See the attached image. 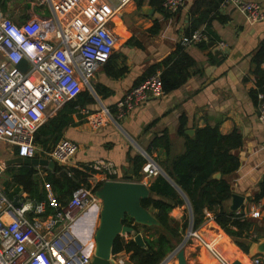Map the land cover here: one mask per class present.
<instances>
[{"label":"crops","instance_id":"crops-1","mask_svg":"<svg viewBox=\"0 0 264 264\" xmlns=\"http://www.w3.org/2000/svg\"><path fill=\"white\" fill-rule=\"evenodd\" d=\"M193 1L187 0L182 9L169 15L155 10L147 1L140 9H137L134 0H130L122 8L116 20V30L120 36H124L126 32L122 26L129 28L130 35L136 33L138 40L134 38L132 44L118 51L114 50L111 63L103 64L95 71L91 80L92 86L93 89L94 86H99L101 91L98 94L94 90L97 97L89 92L95 102L81 106L73 115V124L65 128L63 137L75 141L78 150L71 161L62 166L83 169L93 161L103 159L111 162L115 168L114 180L142 182L149 189L150 182L157 175L144 178L142 173L140 180L133 179L131 158L137 154L142 155V151H146L154 136L164 131L170 137L171 157L181 153L184 139L178 134L180 116L186 117L187 129L194 130L197 126L211 125L218 126L222 133H229L237 128L242 134V146L235 150L240 166L232 173L224 175L230 185L231 194L222 206L228 211H235L234 206L239 204L237 209L254 220L253 226L245 235L233 237L227 234L215 220V208L214 211L204 208V219L194 227L191 205L183 191L168 175L169 179L165 177L185 199L184 204L174 205L168 212V226L173 228L177 235L161 224L155 216L156 209L151 207L144 208L156 222L142 223L126 216L123 224L131 229L118 235L125 241L132 239L137 243L135 236L140 234L143 243L139 245H144L148 240H157L160 234L165 235L174 244V248L158 264H178L173 251L184 241L186 264H218L212 250L222 255L230 264L235 260L241 264H252V258L257 256L264 261V252L258 250V245L264 241V196L258 201L254 200L264 181V134L250 93L256 86L251 56L264 39V20L250 23L234 6H221L220 14L224 19L212 21L211 29L214 35L206 41L207 44L203 45L202 42L205 41H202L184 46L195 59L196 65L190 69V75L181 87L166 94L152 96L129 110L117 122L112 121L98 129H93L86 117L87 111L97 109L100 103L114 110L113 105L117 99L132 87L152 64L160 62L175 50L184 34L188 10ZM258 1L264 12V0ZM37 2L38 0H15L21 14L14 18L15 15L4 13L15 21L45 15L46 11L41 12L38 9L41 4ZM151 8H154L152 13L149 12ZM155 20L160 23V28L157 33H151L149 28ZM220 42L224 45H220ZM111 64L116 70L124 68V72L114 76L110 73ZM261 66L264 67V63ZM50 110L49 117L57 112L52 108ZM9 149L12 153L2 157L4 162L17 154L15 147L9 146ZM155 156L162 159L164 154L158 149L153 151L151 158ZM159 167L162 169L160 165ZM97 176L93 175L89 180L96 183ZM46 187L50 191L49 186ZM49 193L54 197L52 192ZM20 197L21 200L30 199L24 191ZM100 210V203L92 205L79 215L72 228L76 242H81L85 252L91 255L96 248L94 232L100 222ZM218 210L219 207L216 208V211ZM251 211L255 212V215H251ZM186 220L188 224L184 228ZM189 230L195 231L196 234H191ZM238 242L244 243L246 250L242 249ZM118 254L125 258L126 264H135L129 252L122 251Z\"/></svg>","mask_w":264,"mask_h":264},{"label":"built area","instance_id":"built-area-1","mask_svg":"<svg viewBox=\"0 0 264 264\" xmlns=\"http://www.w3.org/2000/svg\"><path fill=\"white\" fill-rule=\"evenodd\" d=\"M130 0H43L46 14L19 21L0 10V140L15 147L21 157H46L66 165L78 150V144L61 138L52 149L42 151L34 143L38 128L53 111L77 97L84 89L92 92V77L115 50L118 33L116 20ZM187 0H164L163 8L174 13ZM244 14L250 23L264 20L258 0H223ZM209 40L205 27L183 34L180 43L198 44ZM220 45H224L220 42ZM25 60L26 69L18 64ZM93 93V92H92ZM164 94L160 70L130 87L111 107L100 103L87 111L93 129L117 122L129 110L154 95ZM257 118L264 134V94L259 92ZM264 148V142H263ZM43 153H40V152ZM148 155V154H147ZM144 156V155H143ZM142 167L144 178L161 172L150 155ZM0 161V175L6 168ZM95 170L96 182L114 180L115 168L103 159L88 166ZM41 173V172H40ZM91 181V180H89ZM54 212L45 216L46 203L33 198L14 205L0 185V264H89L92 255L85 252L73 236V224L79 215L97 203L93 187L76 189L65 205L49 194ZM240 212V210H237ZM246 215V214H245ZM251 215L255 212L251 211ZM193 235L195 231L189 230ZM218 264H230L212 250ZM112 264H126L125 258L111 254ZM252 264H264L261 257Z\"/></svg>","mask_w":264,"mask_h":264},{"label":"trees","instance_id":"trees-1","mask_svg":"<svg viewBox=\"0 0 264 264\" xmlns=\"http://www.w3.org/2000/svg\"><path fill=\"white\" fill-rule=\"evenodd\" d=\"M9 0H0V7L3 12L7 9ZM137 9H140L147 1L155 10L166 15L171 14L163 8L164 0H134ZM223 0H194L188 10V21L184 34L205 27L211 39L213 30L212 21L219 19L222 21L220 7ZM175 13V12H174ZM27 18V17H26ZM160 23L155 20L149 28L151 33H157ZM206 45L207 42H202ZM251 61L253 64V75L255 78V88L251 90V97L256 105L259 92L264 94V39L252 52ZM111 63V57L104 64ZM196 65L195 59L185 50L181 43H177L173 52L163 58L160 62L152 64L145 73L136 81L141 82L157 70H160V79L164 94L181 87L190 75V69ZM110 73L118 76L124 72V68L115 69L111 64ZM134 84V85H135ZM94 90L99 94V86H94ZM93 96L87 89L82 90L76 98L67 101L57 112L48 117L38 128L34 136V143L42 151H49L63 138L65 128L73 124L74 113L78 112L81 106L94 103ZM186 117L180 116L178 134L184 139L183 151L173 157L170 155L171 141L168 133L164 131L157 134L151 140L146 149L148 155L152 157L154 150H162V159H153L162 167L171 180L183 191L188 199L193 213V226H197L203 219V209L214 211L217 224L224 231L233 237H241L247 233L254 224V220L245 215L242 211H228L223 209V202L231 194L230 185L224 175L232 173L240 166V160L235 150L242 146V134L237 128L229 133H222L218 126L204 125L194 128V133L186 132ZM40 153H43V152ZM133 165V176L135 180L142 177V167L147 162L146 157L137 154L131 158ZM6 171L9 178L3 182V187L8 196L12 199L20 191H24L30 198L37 201L44 200L46 203L45 216L54 212L50 203L49 192H52L54 199L60 205H65L72 197L73 192L83 186L90 187L89 177L96 173L89 170L87 166L83 169L77 167L62 166L56 163L53 170L43 168L41 177L36 176L38 169L28 166L7 165ZM216 172H220V177H214ZM102 182H96L95 191ZM46 186H49L50 191ZM149 190L151 196L143 198L141 204L145 208L156 209L155 216L162 225L177 235L173 228L168 226V212L174 205L184 204V198L179 190L162 174H157L156 178L150 182ZM264 196V181L261 183L260 192L256 195L255 201ZM219 210L216 211V208ZM188 220L184 222V228ZM238 245L246 250V245L238 242ZM174 248L163 234L157 240H148L144 245L137 244L134 240L125 241L121 236H117L112 245V254L119 252H129L130 258L135 264H158L165 255Z\"/></svg>","mask_w":264,"mask_h":264},{"label":"water","instance_id":"water-1","mask_svg":"<svg viewBox=\"0 0 264 264\" xmlns=\"http://www.w3.org/2000/svg\"><path fill=\"white\" fill-rule=\"evenodd\" d=\"M144 9V8H143ZM148 8H146L147 10ZM154 8L150 9L152 13ZM21 70L26 69L25 60H21L18 64ZM92 92L95 94L94 89ZM96 95V94H95ZM97 97V95H96ZM187 133L193 134V129H187ZM142 155H147L146 151H142ZM6 165H18L28 166L33 168L43 167L53 170L56 166V162L46 157H21L13 156L5 160ZM161 173L169 177L161 169ZM36 176L41 177V173L37 172ZM214 177L219 178L220 172H216ZM23 191H20L13 199L14 205H20V196ZM95 195L100 201V222L94 232V241L96 244L95 252L92 254V260L89 264H112L110 256L112 254V245L115 238L120 232H125L131 228L123 224V220L126 216L133 218L134 220L142 223L156 222L155 218L142 206L141 200L150 196V191L146 185L142 182H136L131 180H106L96 190ZM239 204L234 206V210L237 211ZM135 240L138 244H142V238L140 234L135 236ZM184 242L173 251L178 259V264H186L184 257ZM258 250L264 252V241L258 245ZM231 264H241L240 261L235 260Z\"/></svg>","mask_w":264,"mask_h":264},{"label":"rangeland","instance_id":"rangeland-1","mask_svg":"<svg viewBox=\"0 0 264 264\" xmlns=\"http://www.w3.org/2000/svg\"><path fill=\"white\" fill-rule=\"evenodd\" d=\"M40 2L41 6H38V9L41 10V12H45L46 10V7H45V4L43 2V0H38L37 4ZM2 11V10H1ZM6 13H11L12 16L17 17L19 16V14H21V10L20 8L18 7L17 3H15V0H9L7 2V9L4 10ZM3 14H5L3 11H2ZM10 17V16H9ZM126 32V34L124 36H120V34L118 33V38H117V42H116V45H115V51H118L120 49H122L124 46L126 45H129L130 43L132 44L134 42V38L135 40H138L137 37L138 35L136 36L134 33V35H130V29L129 28H125L124 26H122ZM116 28L118 29V27L115 26V30ZM117 31V30H116ZM133 32V31H132ZM123 35V34H122ZM132 36V37H131ZM9 146H11L10 144L6 143V142H3L0 140V161L3 162V158L2 157H6L9 155V153H12L10 152V149H9ZM12 147V146H11ZM7 168V167H6ZM6 168L5 170L2 172V174L0 175V185L3 187V182L9 178V173L6 171ZM40 170L43 169V167H38ZM42 173V171H39ZM91 182V186L94 187L95 185V182L94 181H90ZM171 264V263H170ZM177 264V263H176Z\"/></svg>","mask_w":264,"mask_h":264},{"label":"bare ground","instance_id":"bare-ground-1","mask_svg":"<svg viewBox=\"0 0 264 264\" xmlns=\"http://www.w3.org/2000/svg\"><path fill=\"white\" fill-rule=\"evenodd\" d=\"M233 245V244H232ZM218 248H220V247H218ZM216 249V248H215ZM233 250V249H232ZM236 256V255H235ZM207 260V259H206ZM213 261V260H212ZM208 263H209V261H208ZM211 263V262H210ZM214 264V263H213Z\"/></svg>","mask_w":264,"mask_h":264}]
</instances>
